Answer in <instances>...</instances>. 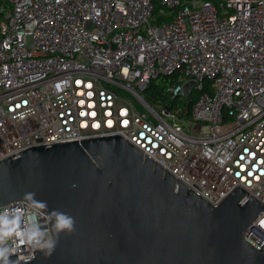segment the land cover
Listing matches in <instances>:
<instances>
[{
	"label": "built area",
	"instance_id": "1",
	"mask_svg": "<svg viewBox=\"0 0 264 264\" xmlns=\"http://www.w3.org/2000/svg\"><path fill=\"white\" fill-rule=\"evenodd\" d=\"M158 1L0 0V160L119 134L213 205L264 204V0ZM248 232L264 243V212Z\"/></svg>",
	"mask_w": 264,
	"mask_h": 264
},
{
	"label": "water",
	"instance_id": "2",
	"mask_svg": "<svg viewBox=\"0 0 264 264\" xmlns=\"http://www.w3.org/2000/svg\"><path fill=\"white\" fill-rule=\"evenodd\" d=\"M27 192L76 225L50 258L16 253L19 264H264V243L248 232L264 212L260 200L237 186L213 205L119 134L1 159L0 206Z\"/></svg>",
	"mask_w": 264,
	"mask_h": 264
},
{
	"label": "clouds",
	"instance_id": "3",
	"mask_svg": "<svg viewBox=\"0 0 264 264\" xmlns=\"http://www.w3.org/2000/svg\"><path fill=\"white\" fill-rule=\"evenodd\" d=\"M20 207L0 209V264H19L12 259L16 246H27L35 259V252L50 258L56 250L61 233L75 231L76 221L71 215L53 209L48 210L46 201L36 199L35 192L23 195ZM46 221L50 230L41 223Z\"/></svg>",
	"mask_w": 264,
	"mask_h": 264
},
{
	"label": "trees",
	"instance_id": "4",
	"mask_svg": "<svg viewBox=\"0 0 264 264\" xmlns=\"http://www.w3.org/2000/svg\"><path fill=\"white\" fill-rule=\"evenodd\" d=\"M155 8L156 11H159L160 8H162V5L159 3L158 0H155ZM175 76L168 75V76H159L153 80H151L149 86L147 87L145 93L149 97H154L156 99H166L167 95L165 93L166 86L174 82ZM192 98L189 102V109L192 107L193 101L198 97L199 93L196 91H192Z\"/></svg>",
	"mask_w": 264,
	"mask_h": 264
}]
</instances>
